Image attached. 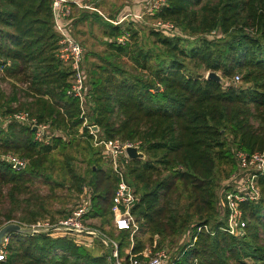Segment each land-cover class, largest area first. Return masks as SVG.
Returning <instances> with one entry per match:
<instances>
[{
    "label": "trees",
    "instance_id": "obj_1",
    "mask_svg": "<svg viewBox=\"0 0 264 264\" xmlns=\"http://www.w3.org/2000/svg\"><path fill=\"white\" fill-rule=\"evenodd\" d=\"M99 5L73 4L68 21L74 38L89 20L103 29V49L84 50L89 124L101 138L139 143L146 155L131 159L126 171L141 235L114 225L118 177L96 164L102 154L93 149L78 97L68 93L73 71L58 56L52 0H0V82L10 85L0 87V228L65 217L69 209H50L62 198L58 191L80 198L87 187L92 207L85 217L117 237L121 256L131 248L144 259L146 250L190 234L175 264H264V175L261 198L241 203L243 233L225 231L228 213L219 209L221 185L238 167L236 152L264 150V0H165L149 16L173 24L176 34L116 24L119 16L105 18ZM209 71L224 81L207 79ZM18 112L58 134L48 144L36 141L34 128L14 119ZM83 149L91 164L85 173L74 165ZM9 153L26 167L16 170L1 158ZM37 184L48 187L45 195ZM7 250L3 264H112L109 249L100 253L69 233H12Z\"/></svg>",
    "mask_w": 264,
    "mask_h": 264
},
{
    "label": "built area",
    "instance_id": "obj_2",
    "mask_svg": "<svg viewBox=\"0 0 264 264\" xmlns=\"http://www.w3.org/2000/svg\"><path fill=\"white\" fill-rule=\"evenodd\" d=\"M165 0H156L150 12L159 9ZM54 21L57 32L60 34V48L58 56L65 63L71 65L73 71L72 85L68 93L78 97L81 106V117L84 119V125L90 130L93 135V145L99 147L102 158L113 169L118 177L115 194L113 197V205L111 211L114 216V225L118 230H130L134 234L139 230L138 223L132 214V208L135 205L138 197L134 192V188L127 180L126 171L132 158L127 153L129 147H139V143L123 141L119 138L105 139L101 138L94 130V125H90L87 116L88 107V86L87 72L85 68V53L82 44L73 37L72 30L69 25L68 16L72 12V5L76 4L81 8H89L90 6L83 3V0H52ZM124 21V18L114 21L119 24ZM158 28L171 31L174 27L171 23L156 22ZM217 34L213 32V35ZM120 41H124L121 38ZM240 75H235L234 81L239 82ZM14 119L18 122L25 123L31 128H35V140L48 144L52 137L57 135L50 129V126L45 123H38L36 119L30 117L27 112H18L14 114ZM2 159L8 160L12 167L16 170L26 167L28 161L19 157L16 154L9 153L2 155ZM237 170L234 171L226 183L223 184L220 190L219 209L223 213H228L225 231L232 235H240L244 232L246 221L243 217L241 203L251 200L258 201L261 196V189L258 185V179L264 175V150L254 153H247L243 150L236 152ZM90 190L86 187L80 196V202L71 212L56 221H51L50 218L41 219L34 224L24 225L33 228L37 227H63L65 229H55L52 232L69 233L73 237L76 235L89 236L88 239L76 238V240L84 246L90 248L92 240L98 241L110 250V258L112 264H175L174 260H169L168 251L166 248L153 252L152 249L145 251V258L139 259L132 254V250L126 256H121L120 246L118 241L114 240L106 232L99 227L94 226L91 219L85 216L90 211L92 204L90 201ZM204 228L209 230L207 225ZM91 238V239H90ZM90 239V240H89ZM9 237L5 239L0 248V264H3L7 259V245ZM195 264H198L197 260Z\"/></svg>",
    "mask_w": 264,
    "mask_h": 264
},
{
    "label": "rangeland",
    "instance_id": "obj_3",
    "mask_svg": "<svg viewBox=\"0 0 264 264\" xmlns=\"http://www.w3.org/2000/svg\"><path fill=\"white\" fill-rule=\"evenodd\" d=\"M155 2L156 0H83V3L90 6L89 7L90 9H93L92 6L100 4L99 9L97 10L99 11L100 15L104 16L105 18H107L109 15H117L119 16L118 20H120L121 18H124V21L126 22L134 21L138 27L146 28V29L153 28L156 26L155 21L149 16L150 10L152 6L155 4ZM90 11H93V10H90ZM172 30L174 34L179 33L178 29L175 27H173ZM102 32H103V29L101 28V25H99L96 22H93L92 20H89L84 23H81L80 26L75 29V36H76L75 38L82 44L85 52L88 50L101 51L103 49L102 40L104 39ZM207 73L208 72H205L206 75ZM228 82L232 83L231 80H228ZM235 84L236 85L241 84V80L239 82H236ZM0 87L9 90L10 85L8 83V80L0 82ZM92 145H93V142H92ZM93 149L95 151H100L99 147H96L94 145H93ZM75 157L76 158L74 161V165L77 168V170L81 173L87 172L89 168L91 167V164H89V158H90L89 150L83 149L79 153H75ZM93 157L94 158L99 157V155L97 154ZM96 164L100 165L101 167L105 169L111 168L108 165V163L104 161V159ZM37 185L40 186L41 193L45 195L48 191V187L44 185H40V184H37ZM221 186L223 187V185ZM221 189L222 188H220V190ZM58 192H59V195H62L61 196L62 198L58 200V202L56 201L53 202V206L50 208L52 212L57 211V210H65V209H69L71 211L75 208L77 203L80 202V198H78V196H73L63 190H59ZM48 203H51V202H48ZM223 214L224 213L222 212V215ZM17 215L20 216L21 215L20 212H18ZM62 215L63 214H59V213L54 214V216L59 217V218ZM47 218H50V217H47ZM14 222H18V221H14ZM91 223L97 226H101V221L99 219H92ZM104 227L107 231L111 229V225L104 226ZM137 234L141 235L139 230L137 231ZM114 236H117V232L115 233ZM75 237L81 238V239L89 238V236L87 235L86 236L76 235ZM115 238L117 239V237ZM189 239H190V234H187L182 237L171 238L166 241L165 247L168 251L169 260L175 259L182 245L186 241H189ZM262 239L264 241V235L262 236Z\"/></svg>",
    "mask_w": 264,
    "mask_h": 264
},
{
    "label": "water",
    "instance_id": "obj_4",
    "mask_svg": "<svg viewBox=\"0 0 264 264\" xmlns=\"http://www.w3.org/2000/svg\"><path fill=\"white\" fill-rule=\"evenodd\" d=\"M207 79H213L218 82L224 81L222 75L216 71H209L206 75ZM35 130V128H34ZM94 130L98 132L99 127L97 125H94ZM127 153L130 156V158H142L145 159L146 155L144 152L140 150L139 147H129L127 149ZM55 229H65V230H70L67 228L63 227H55V228H47V227H37L33 228L30 226H24L19 222H9L3 225L0 228V248L2 244L4 243L5 239L8 238L12 233H24V234H39V233H49Z\"/></svg>",
    "mask_w": 264,
    "mask_h": 264
},
{
    "label": "crops",
    "instance_id": "obj_5",
    "mask_svg": "<svg viewBox=\"0 0 264 264\" xmlns=\"http://www.w3.org/2000/svg\"><path fill=\"white\" fill-rule=\"evenodd\" d=\"M91 240L93 242L91 247H90L91 249H97V251L100 252V253H105L107 251V248L103 244H101L98 241H94L93 239H91ZM130 251H131V248L127 250V255L129 254Z\"/></svg>",
    "mask_w": 264,
    "mask_h": 264
}]
</instances>
